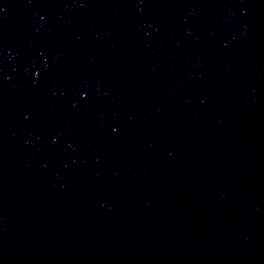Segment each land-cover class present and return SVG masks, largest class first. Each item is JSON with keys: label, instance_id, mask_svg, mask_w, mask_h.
Masks as SVG:
<instances>
[{"label": "water", "instance_id": "1", "mask_svg": "<svg viewBox=\"0 0 264 264\" xmlns=\"http://www.w3.org/2000/svg\"><path fill=\"white\" fill-rule=\"evenodd\" d=\"M0 264H264V0H0Z\"/></svg>", "mask_w": 264, "mask_h": 264}, {"label": "snow or ice", "instance_id": "2", "mask_svg": "<svg viewBox=\"0 0 264 264\" xmlns=\"http://www.w3.org/2000/svg\"><path fill=\"white\" fill-rule=\"evenodd\" d=\"M85 95H86V93H85Z\"/></svg>", "mask_w": 264, "mask_h": 264}]
</instances>
